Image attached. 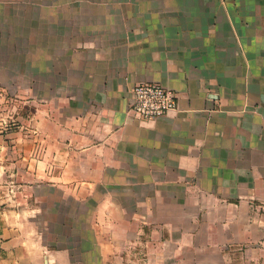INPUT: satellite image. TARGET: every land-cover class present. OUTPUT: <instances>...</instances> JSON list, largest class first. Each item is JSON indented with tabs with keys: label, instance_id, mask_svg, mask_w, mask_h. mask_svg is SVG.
<instances>
[{
	"label": "crops",
	"instance_id": "crops-1",
	"mask_svg": "<svg viewBox=\"0 0 264 264\" xmlns=\"http://www.w3.org/2000/svg\"><path fill=\"white\" fill-rule=\"evenodd\" d=\"M0 77V264H264V0H0Z\"/></svg>",
	"mask_w": 264,
	"mask_h": 264
},
{
	"label": "built area",
	"instance_id": "built-area-1",
	"mask_svg": "<svg viewBox=\"0 0 264 264\" xmlns=\"http://www.w3.org/2000/svg\"><path fill=\"white\" fill-rule=\"evenodd\" d=\"M176 105L177 98L170 87L154 81H139L132 88L128 111L133 117L146 120L159 117Z\"/></svg>",
	"mask_w": 264,
	"mask_h": 264
},
{
	"label": "rangeland",
	"instance_id": "rangeland-1",
	"mask_svg": "<svg viewBox=\"0 0 264 264\" xmlns=\"http://www.w3.org/2000/svg\"><path fill=\"white\" fill-rule=\"evenodd\" d=\"M15 80V77H13ZM1 81V77H0ZM1 83V82H0ZM33 99L32 93L25 92H16L8 91L2 89L0 85V121L5 128L9 130L14 129L18 124L19 117L18 112H24L27 115V112L31 110L32 104L31 100ZM24 100H29L24 102ZM37 148H39L37 146ZM36 148V150H37Z\"/></svg>",
	"mask_w": 264,
	"mask_h": 264
}]
</instances>
